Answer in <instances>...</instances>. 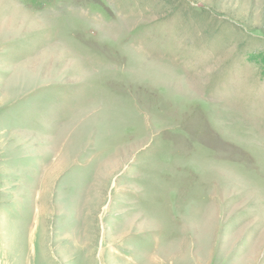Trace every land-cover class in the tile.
<instances>
[{
  "label": "rangeland",
  "instance_id": "rangeland-1",
  "mask_svg": "<svg viewBox=\"0 0 264 264\" xmlns=\"http://www.w3.org/2000/svg\"><path fill=\"white\" fill-rule=\"evenodd\" d=\"M0 264H264V0H0Z\"/></svg>",
  "mask_w": 264,
  "mask_h": 264
}]
</instances>
